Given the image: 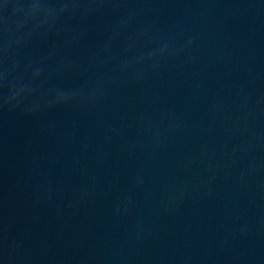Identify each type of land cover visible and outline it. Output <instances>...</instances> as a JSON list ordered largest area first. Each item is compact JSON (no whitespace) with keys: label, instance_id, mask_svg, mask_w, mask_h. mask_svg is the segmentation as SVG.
Here are the masks:
<instances>
[{"label":"water","instance_id":"1","mask_svg":"<svg viewBox=\"0 0 264 264\" xmlns=\"http://www.w3.org/2000/svg\"><path fill=\"white\" fill-rule=\"evenodd\" d=\"M0 264H264V0H0Z\"/></svg>","mask_w":264,"mask_h":264}]
</instances>
